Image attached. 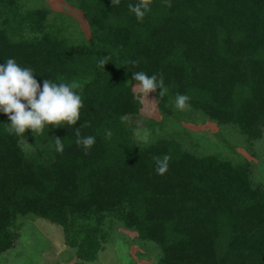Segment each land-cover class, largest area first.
Returning <instances> with one entry per match:
<instances>
[{
    "label": "trees",
    "instance_id": "16d2710c",
    "mask_svg": "<svg viewBox=\"0 0 264 264\" xmlns=\"http://www.w3.org/2000/svg\"><path fill=\"white\" fill-rule=\"evenodd\" d=\"M64 1L82 12L89 37L46 0H0V64L14 58L41 84L79 81L84 101L76 125L42 134H9L0 113V254L27 228L43 237L26 222L32 216L60 227L74 264L94 261L119 228L155 249L153 264H264V182L255 163L202 152L182 126L212 122L220 143L231 148L225 135L234 131L257 155L264 0H152L142 22L128 9L138 0ZM134 71L163 76L167 93H154L161 119L141 114ZM178 93L191 98V110L175 108ZM75 128L95 137L87 154ZM165 154L169 168L158 175L154 157Z\"/></svg>",
    "mask_w": 264,
    "mask_h": 264
},
{
    "label": "clouds",
    "instance_id": "9594fccd",
    "mask_svg": "<svg viewBox=\"0 0 264 264\" xmlns=\"http://www.w3.org/2000/svg\"><path fill=\"white\" fill-rule=\"evenodd\" d=\"M112 6L120 4V0H111ZM152 0H138L128 4V9L135 14L138 21H143L145 14L150 11ZM170 6V4H169ZM135 66L136 61L130 62ZM106 61L101 59L99 65L104 67ZM31 67H23L14 58L7 59L0 64V113L7 116L10 123L6 128L9 134L22 136L26 130L33 134H42L45 128L61 126L73 127L80 120L84 101L78 92L82 87L79 81L54 82L44 79L42 84L34 75ZM131 79L135 81L134 88L145 101L150 93L163 97L167 93L163 76L149 75L144 71H134ZM190 97L186 94H177L174 105L179 111L191 110ZM155 101V99L151 100ZM150 101V102H151ZM84 126H90L85 122ZM76 144L83 146L85 154L92 148L96 140L94 136L82 137L80 128H75ZM111 130H106L105 137L110 139ZM149 135H143V142L148 143ZM55 150L63 152L64 145L60 137H55ZM171 156L154 157L155 171L163 175L168 171Z\"/></svg>",
    "mask_w": 264,
    "mask_h": 264
},
{
    "label": "rangeland",
    "instance_id": "374dc122",
    "mask_svg": "<svg viewBox=\"0 0 264 264\" xmlns=\"http://www.w3.org/2000/svg\"><path fill=\"white\" fill-rule=\"evenodd\" d=\"M49 6L59 12H65L77 21L80 29L86 37H89V29L82 12L78 9L68 6L64 0H46ZM132 85L134 94L139 98L140 112L147 118L155 120L161 119V113L157 108V100L154 93H150L145 101ZM197 135L200 140L202 152H223L237 158H246L255 163V176L257 180L264 182V135L256 142L255 150L257 155H251L246 152L243 140L239 134L232 131L226 133L224 144L216 139L214 132L218 129L212 122L182 124ZM200 134L201 136H199ZM233 148V149H232ZM30 223L34 233H40L43 237L29 235L30 229L23 232L18 245L0 254V264H74L77 262L75 248L64 243L60 227L56 224L36 217L25 218ZM155 249L142 243L136 238L134 231L119 228L115 231L113 238L102 244V249L98 252L94 261L86 264H153L155 258Z\"/></svg>",
    "mask_w": 264,
    "mask_h": 264
}]
</instances>
